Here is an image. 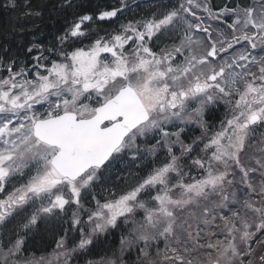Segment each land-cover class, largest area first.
<instances>
[{
  "label": "snow or ice",
  "instance_id": "1",
  "mask_svg": "<svg viewBox=\"0 0 264 264\" xmlns=\"http://www.w3.org/2000/svg\"><path fill=\"white\" fill-rule=\"evenodd\" d=\"M126 7L121 0V7L97 18L111 20ZM91 21L90 14L79 16L59 43L90 38L84 26ZM42 47L33 44L27 51ZM58 55L50 67L39 63L47 57H34L31 79L22 65L13 71L15 60L0 77V226L26 206L33 210L21 231L75 205L72 224L80 226V239L67 248L65 233L51 259H20L24 238L14 232L15 239L0 241L2 264H69L72 253L86 251L121 218L135 227L131 238L121 236L120 255L88 264H125L123 254L134 242L143 244L140 264H264V133L254 143L257 129L264 128V0H232L215 9L209 0H177L159 14L120 24L118 31ZM218 100L230 106L231 116L207 137L205 158L192 161L202 176L185 182L188 174L173 148L178 145L185 156L193 145L180 139V125L195 119L205 127L204 110ZM37 105L47 107L39 112ZM169 124L177 131H167ZM149 132L161 137L167 161L128 190L97 200L82 221V192L108 183L122 154L131 152L134 161L137 137ZM26 173V183L6 191L11 178ZM153 188L158 190L149 206L140 197ZM173 189L179 190L175 198ZM253 243L260 249L255 259Z\"/></svg>",
  "mask_w": 264,
  "mask_h": 264
},
{
  "label": "trees",
  "instance_id": "2",
  "mask_svg": "<svg viewBox=\"0 0 264 264\" xmlns=\"http://www.w3.org/2000/svg\"><path fill=\"white\" fill-rule=\"evenodd\" d=\"M123 2L127 7L123 8L116 18L101 21L97 18L99 12L111 10L113 6L121 7V0H15V8L12 7V0H0V62H2L0 63V77L6 76L7 72L3 69L10 61H16L13 66L14 70L22 65L30 67L34 71L33 66L37 63L33 59L34 57L41 55L47 57V59L39 61L41 64L54 59L58 60L60 59L58 52L61 49L70 52L73 47H85L91 44L97 36H106L110 32L118 31L120 24L148 19L154 13L159 14L167 7L177 4V0H123ZM225 2L231 4L232 0H209V5L215 9ZM237 2H241V0H237ZM29 4L31 7H28ZM36 12H39L40 15H35ZM85 14L93 16V21L86 22L84 26L89 31L90 38L83 39L82 43L70 40L60 44L58 37L67 31L73 21ZM200 14L203 15V13ZM33 44L43 47L28 52L27 49ZM154 51H158V49L155 48ZM223 115L222 109L208 112L206 115L208 125L204 122L205 127H201L198 131L190 132L188 130L183 133L180 139L184 144H192L193 151L189 153L186 160L180 161L182 164L192 165L193 160L205 158V153L201 152V149L207 142V137H210L212 132L220 130ZM200 140L202 143H199ZM176 151L180 153V150ZM191 167L196 172V169ZM187 170L190 168H186ZM138 211L140 215L143 214L142 210ZM63 221H51L38 225V230H27L26 235H21L24 238L22 254L25 256L31 254L35 258H38L36 255L46 256L49 254L47 258H52L57 238L62 234L63 229L69 226V223H66L64 219ZM123 225L120 227L119 224L118 229H115L122 230L118 234L114 233L101 239H94L91 249L82 251L79 257L76 256L75 259L79 258L80 261L76 260L73 263L74 259L70 258L71 264H85L86 256L92 258L94 255H103L111 258L112 255H116L121 247L120 235L125 236L127 233L126 226ZM150 251L154 253L155 246ZM138 257L139 249L133 251V258Z\"/></svg>",
  "mask_w": 264,
  "mask_h": 264
},
{
  "label": "flooded vegetation",
  "instance_id": "3",
  "mask_svg": "<svg viewBox=\"0 0 264 264\" xmlns=\"http://www.w3.org/2000/svg\"><path fill=\"white\" fill-rule=\"evenodd\" d=\"M258 51L259 50H253V54L254 55L257 54ZM46 107L41 108L39 110V112H43ZM155 133L156 132H152V134L154 135V143H155V138H156V134ZM261 133H264V128H258L257 129L254 143H258L259 142V137H260ZM252 154H254V153L251 151V149H249V155H252ZM155 160H156L155 158H153V160L149 159V162L147 164L148 167L152 166L154 164ZM27 179H28L27 173L25 175H23V176H19L18 175L16 177L11 178V180L6 184V191L13 190V186L20 187V185H22V184L27 182ZM100 186H101L100 188H101V191H102V188L105 186V183L101 184ZM91 192H92V190H91ZM3 196H4V193H0V198H3ZM97 196L102 197V194L101 195H97ZM92 197H93V194H90L89 196H87V195L82 196L81 202L83 204H88L87 200L92 198ZM256 199L259 200V197H256ZM35 207H38V203L35 205ZM66 207L69 208V206H66ZM71 207H75V205H72ZM32 210H33V206H26V211L22 215H15L14 218H10V220L6 223V225L0 226V230H21L19 225L22 222H26L24 220V217L26 215L30 214ZM32 230H38V228H33ZM65 230H67V229L64 228L63 231H62V234H63V232H65ZM259 235L260 234L258 233L257 237H259ZM67 247H70V246H67ZM252 247L256 248V254L253 257L255 259L260 254V249L257 248L256 244H254V243L252 244Z\"/></svg>",
  "mask_w": 264,
  "mask_h": 264
},
{
  "label": "rangeland",
  "instance_id": "4",
  "mask_svg": "<svg viewBox=\"0 0 264 264\" xmlns=\"http://www.w3.org/2000/svg\"><path fill=\"white\" fill-rule=\"evenodd\" d=\"M105 55H107V54H105ZM43 64V63H42ZM42 74L44 73V70L41 72ZM34 77V74H33V72H31V71H28V73H27V78H29V79H31V78H33ZM216 103H219V104H221V105H223L224 107H225V110H226V108L227 109H229V105H227V104H225L224 103V101H222V100H218ZM216 103H214V104H216ZM193 106L194 107H196V105H194L193 104ZM204 112H205V110H204ZM226 115H227V118H230V116H231V113L229 112H227L226 111ZM203 116H204V113H203ZM192 121H196L195 119H193ZM185 126V124H181L180 125V127H184ZM172 128H175V127H173V126H170L169 127V129H172ZM167 129V128H166ZM214 132H212V134H213ZM211 134V135H212ZM149 133H147L146 135H144V136H142V137H138L142 142L143 141H147L148 139H149ZM123 155V161L121 162V165H120V167H118V169L116 170V173H117V177H116V179L117 180H121V179H126L125 181H124V183L128 180V176L129 175H131V174H134V173H138V171L139 170H137V171H134V168H135V165L137 164V163H139V162H148V157L146 156V157H141V156H137V158L133 161V159L132 158H128V157H126V154H122ZM139 164H141V163H139ZM201 175H202V172H201ZM231 178V177H230ZM114 180V179H113ZM109 183V182H108ZM117 184H119V182H114V186H113V189H111V188H107L106 189V191L107 192H110V193H114V191L117 189L116 188V185ZM234 190H237V189H235V188H233V189H229V192H231V191H234ZM177 194H179V192H177ZM96 203V202H95ZM161 241H163V240H161ZM160 241V242H161ZM160 242H159V245H160ZM136 245V243L134 242L133 243V246H135ZM128 249V248H127ZM127 249L125 250V252H127ZM124 252V253H125ZM20 259H23V258H20ZM28 259H30V258H28ZM51 259V258H50Z\"/></svg>",
  "mask_w": 264,
  "mask_h": 264
}]
</instances>
